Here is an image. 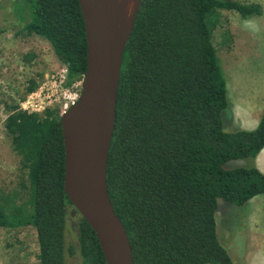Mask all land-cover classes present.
<instances>
[{
	"label": "trees",
	"instance_id": "1",
	"mask_svg": "<svg viewBox=\"0 0 264 264\" xmlns=\"http://www.w3.org/2000/svg\"><path fill=\"white\" fill-rule=\"evenodd\" d=\"M20 2L28 16L20 33L47 40L67 80L83 81L88 44L79 1ZM223 10L243 20L263 13L236 0H142L125 49L107 182L135 264H235L217 231L219 200L245 206L264 195L255 165L264 112L253 130L226 127L228 81L214 44ZM37 88L32 80L28 93ZM8 109L5 129L23 177L19 190L0 191V228L33 227L40 264H66L77 254L82 264H107L82 217L77 246L67 243L72 204L64 191L61 111ZM241 160L251 166H229Z\"/></svg>",
	"mask_w": 264,
	"mask_h": 264
},
{
	"label": "rangeland",
	"instance_id": "2",
	"mask_svg": "<svg viewBox=\"0 0 264 264\" xmlns=\"http://www.w3.org/2000/svg\"><path fill=\"white\" fill-rule=\"evenodd\" d=\"M236 1L258 4L263 13L243 20L234 11L219 12L214 44L229 81L231 109L227 131L242 127L232 113L249 98L247 93L255 86L264 88V0ZM25 14L20 0H0V191L6 194L19 190L23 177L21 158L14 151L5 129L10 113L8 106L19 105L28 113L38 114L46 109H59L64 114L79 99L83 83L67 80V68L47 40L20 33L28 22ZM32 80L38 83V88L28 93ZM259 164L264 170V150ZM229 166L251 165L249 160H241ZM69 210L72 214L68 221L67 243L77 246L81 216L72 205ZM216 220L220 241L235 264H258V260L259 264H264V195L255 197L245 206L219 200ZM38 252L33 227L0 228V264H40ZM66 264H82V259L78 254L67 257Z\"/></svg>",
	"mask_w": 264,
	"mask_h": 264
},
{
	"label": "water",
	"instance_id": "3",
	"mask_svg": "<svg viewBox=\"0 0 264 264\" xmlns=\"http://www.w3.org/2000/svg\"><path fill=\"white\" fill-rule=\"evenodd\" d=\"M88 44L78 101L61 116L64 191L99 241L107 264H135L128 232L112 204L108 162L124 53L142 0H78Z\"/></svg>",
	"mask_w": 264,
	"mask_h": 264
},
{
	"label": "crops",
	"instance_id": "4",
	"mask_svg": "<svg viewBox=\"0 0 264 264\" xmlns=\"http://www.w3.org/2000/svg\"><path fill=\"white\" fill-rule=\"evenodd\" d=\"M228 81V80H227ZM229 82V81H228ZM227 82L228 86L229 83ZM253 91L247 93V97L245 98L240 105V109H234L232 115H234L235 120H239L240 125L242 126L241 129L246 130H253L255 129L262 117L264 112V88L263 86H255L252 89ZM229 97H230V90H229ZM262 153V152H261ZM260 153V154H261ZM260 154L255 160V165L257 168L264 173V170L261 169L259 164ZM258 258V257H257ZM258 260V264H259Z\"/></svg>",
	"mask_w": 264,
	"mask_h": 264
},
{
	"label": "built area",
	"instance_id": "5",
	"mask_svg": "<svg viewBox=\"0 0 264 264\" xmlns=\"http://www.w3.org/2000/svg\"><path fill=\"white\" fill-rule=\"evenodd\" d=\"M32 96H33V95H32ZM30 98H31V96L29 97V99H30ZM29 99H28V100H29ZM77 101H78V100H77ZM77 101H76V102H77ZM76 102H75V103H76ZM27 103H30V101H27ZM75 103H73V104H75ZM62 115H63V114H62Z\"/></svg>",
	"mask_w": 264,
	"mask_h": 264
}]
</instances>
